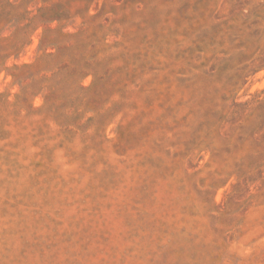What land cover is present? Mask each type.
<instances>
[{"label":"rangeland","instance_id":"rangeland-1","mask_svg":"<svg viewBox=\"0 0 264 264\" xmlns=\"http://www.w3.org/2000/svg\"><path fill=\"white\" fill-rule=\"evenodd\" d=\"M0 264H264V0H0Z\"/></svg>","mask_w":264,"mask_h":264}]
</instances>
